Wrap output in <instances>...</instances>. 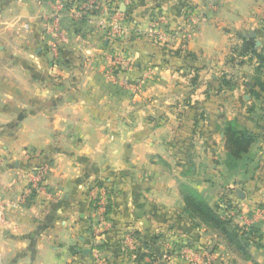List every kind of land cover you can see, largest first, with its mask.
<instances>
[{"label": "crops", "instance_id": "1", "mask_svg": "<svg viewBox=\"0 0 264 264\" xmlns=\"http://www.w3.org/2000/svg\"><path fill=\"white\" fill-rule=\"evenodd\" d=\"M88 1L0 0V264H93L95 251L105 264H264V0ZM116 10L129 21L113 42ZM115 50L133 66L113 70ZM229 122L256 135L232 168ZM95 181L111 192L100 238ZM183 183L230 228L257 229L245 251L187 215Z\"/></svg>", "mask_w": 264, "mask_h": 264}, {"label": "trees", "instance_id": "2", "mask_svg": "<svg viewBox=\"0 0 264 264\" xmlns=\"http://www.w3.org/2000/svg\"><path fill=\"white\" fill-rule=\"evenodd\" d=\"M256 135L247 130H241L237 128L234 122L227 123L224 129V140L225 149L227 152L226 161L230 168L234 166L237 161L241 159L242 154L246 153L251 144L254 142ZM104 181H95L93 186H103L107 190L108 197L110 196V191L107 186L103 183ZM180 190L183 195V200L185 202L184 210L191 218L200 220L202 223L212 227L213 229L219 231L227 240V242L233 245L240 251H245L248 242L255 232L256 228L248 227L242 229V227L234 226L230 228L231 216H221L212 207H210L203 198L199 195L197 191L186 184L180 185ZM89 192V191H88ZM89 194V193H88ZM90 202V201H89ZM91 207L92 203L90 202ZM110 205L107 206V218H110ZM93 223V220H92ZM91 223V230H92ZM92 236H94L92 231Z\"/></svg>", "mask_w": 264, "mask_h": 264}, {"label": "built area", "instance_id": "3", "mask_svg": "<svg viewBox=\"0 0 264 264\" xmlns=\"http://www.w3.org/2000/svg\"><path fill=\"white\" fill-rule=\"evenodd\" d=\"M126 4H131L132 0H125L124 1ZM89 4L92 3V1H88ZM188 21H192L193 18L187 16ZM112 22H111V35H112V40L115 42L118 39H121L122 34H123V26L122 23L123 21H126L128 23L129 20L124 19L122 14L116 10L114 14L112 15ZM52 22L54 23L55 26L58 25V17H55L52 19ZM171 35L170 31H163L162 34H158V38L161 39L162 41H167L169 40V37ZM115 53L112 54V65H113V70L116 69L118 71L121 70H127L133 66V61L131 58L128 56L126 52H121L119 50H115ZM53 53L55 56L58 55V49L57 46L53 47ZM113 73V71H110ZM150 72V71H148ZM134 88H138V85H134ZM45 171L46 167H40L38 169H35L32 171L31 175V183L27 187V189L24 191L22 195V200H24L27 195L30 193L38 192L42 190L43 188V183H44V176H45ZM89 201L92 203V212H93V218L94 221L92 223V231L94 234L95 238H100L103 234L104 231L107 230V228L110 226V219L107 218V206H108V194L107 190L103 186H93L89 190ZM261 211L260 209L257 210V214H260ZM133 236L130 234H126L123 237L124 243H126L129 246H132L133 243ZM183 251H188V249L184 248ZM203 261H200L198 264H206L209 263L211 257L213 258V253L212 252H207L203 254ZM212 260V259H211ZM93 264H105L103 260L98 256L97 252L95 251V258Z\"/></svg>", "mask_w": 264, "mask_h": 264}, {"label": "rangeland", "instance_id": "4", "mask_svg": "<svg viewBox=\"0 0 264 264\" xmlns=\"http://www.w3.org/2000/svg\"><path fill=\"white\" fill-rule=\"evenodd\" d=\"M262 114H263V118H262V120H261V125H262V122H263V125H264V111L262 112ZM262 114H261V116H262ZM211 259H212V260H211ZM211 259H210L209 263L212 262V261L214 260V258H212V257H211Z\"/></svg>", "mask_w": 264, "mask_h": 264}]
</instances>
